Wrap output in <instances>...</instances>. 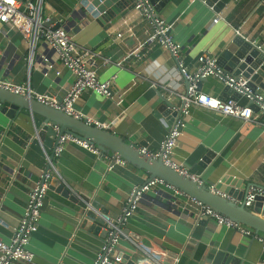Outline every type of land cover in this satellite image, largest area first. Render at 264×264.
Here are the masks:
<instances>
[{
	"label": "crops",
	"instance_id": "crops-1",
	"mask_svg": "<svg viewBox=\"0 0 264 264\" xmlns=\"http://www.w3.org/2000/svg\"><path fill=\"white\" fill-rule=\"evenodd\" d=\"M43 11L50 20L57 19L47 27L60 22L74 37L89 32L81 42L96 53L101 79L117 74L111 96L88 90L76 107L139 149L159 150L175 118L173 107H166L164 98L178 107L181 94L188 89L170 50L145 42L152 30L150 21L132 9L115 22L111 18L104 21L105 26L111 22L105 28L91 13H83L81 0H44ZM159 15L172 25L171 35L182 44V58L191 71L203 63L206 54L218 57L232 36H244L264 49L262 0H230L220 12L205 0H167ZM143 42V58H128ZM46 52V45L38 42L32 53L20 31L0 24V78L30 83L36 91L62 100L75 75L57 57L51 62L61 73L55 70L46 75L41 58ZM225 89L214 76L202 85L203 92L216 96L225 95ZM258 90L264 93L261 87ZM186 119L173 154L178 162L206 182L220 183L228 175L238 179L239 185L231 183L238 189V197L246 189L245 183L264 187V112H256L255 120L245 122L193 105ZM44 124V117L29 109L18 110L14 117L0 110V237L7 242L19 226L35 182L47 168L45 150L52 154L56 143L57 133L41 136ZM209 151L214 152L211 157ZM104 154L109 158L68 142L55 164L61 179L79 198L87 199L92 209L93 204L98 205V217L114 218L122 214L132 188L150 174L130 161L109 169L117 156ZM52 179L40 227L28 245L35 256L30 263L14 264H93L107 238L106 225L95 224L94 219L91 230L83 228L79 218L84 208L63 196ZM125 228L129 232L115 250V264H154L155 257L171 264H210L208 257L219 250L237 255L244 264H264V247L257 238L219 225L202 215L191 197L162 185L144 195Z\"/></svg>",
	"mask_w": 264,
	"mask_h": 264
},
{
	"label": "built area",
	"instance_id": "built-area-1",
	"mask_svg": "<svg viewBox=\"0 0 264 264\" xmlns=\"http://www.w3.org/2000/svg\"><path fill=\"white\" fill-rule=\"evenodd\" d=\"M43 5L44 0H0V24H8L13 29L20 31L27 39L32 53L38 42L46 45L48 52L43 53L41 56L43 64L46 65V75L56 70L51 60L53 61V57H57L64 66L72 71L75 75V81L67 90L62 100L36 91L30 83L17 84L0 78V87L16 94L34 98L55 109H61L74 118L86 119L90 124L107 129L108 125L93 116L83 113L76 107V103L81 95L88 90L95 91L106 97L111 96L117 74L108 79H101L96 68V53L90 48L78 44L74 39V34L64 26L61 25L55 29L47 27L46 23L50 21V18L44 14ZM134 10L145 16L152 25V30L145 42H155L168 48L177 61L180 77L187 79L191 83L190 88L180 96L182 100L181 105L172 109L173 112L177 110H181V112L168 125V132L161 143L160 149L152 151L148 150L147 147H143L141 148V152L153 158L161 156L164 163L175 169L178 173L200 180V178L190 172L187 166L178 162L173 157L175 147L186 125V118L190 115L191 107L193 105L204 106L224 115L249 122L256 118V111H254L251 101H255L259 105L258 115L259 112H264V93L259 90L256 92L249 85L248 78L243 75H235L219 66L216 56H208L206 61L201 63L196 70L191 71L182 58V44L171 35L172 25L156 13L150 0H135ZM215 21H218V18H215ZM236 32H240L239 29H236ZM122 35V33L119 34V36ZM145 42L133 49L128 54V58L141 60L144 55L142 48ZM32 61L33 54L30 56V64H32ZM119 64L121 65L122 63L119 62ZM56 73L60 74L61 72L56 70ZM211 76L216 77L225 86L232 88L237 97L232 95L228 98H222V96H216L199 90L197 88L198 81ZM3 106L4 103L0 100V110H2ZM53 127L56 131H60L58 125H54ZM68 142L78 144L99 157L106 155L101 149L88 141L69 133L58 134L52 154L45 150L47 168L43 170L40 179L35 182L29 194L25 211L15 234L9 242L0 237V264H14L18 261L32 262L35 254L28 245L32 235L40 227L42 208L50 188V181L54 176L59 175L55 158L62 154ZM105 157L109 158L107 155ZM111 160L112 163L108 166L109 169L114 168L116 164L127 163L126 159L119 156ZM161 185L174 190L176 193H181L179 189L160 177L149 178L144 183L134 186L123 207L122 214L117 218L106 220L107 238L98 251L93 264H115L112 257L120 243L122 235L126 236L124 227L139 209V204L144 195L149 190L158 188ZM258 194H264V189L251 187L244 200L245 205L248 207L253 206ZM192 199L196 201L202 215L214 218L219 225L237 228L246 235L254 236L264 247V236L255 233L252 228L239 224L204 205L202 202L194 198ZM153 259L154 264H165V259L163 258L159 259L155 257Z\"/></svg>",
	"mask_w": 264,
	"mask_h": 264
},
{
	"label": "water",
	"instance_id": "water-1",
	"mask_svg": "<svg viewBox=\"0 0 264 264\" xmlns=\"http://www.w3.org/2000/svg\"><path fill=\"white\" fill-rule=\"evenodd\" d=\"M229 1L230 0H205L216 12H220ZM150 2L154 6L156 13L159 14L167 0H150ZM98 4L99 9L96 7ZM134 7L135 0H81V9L83 13L85 15L91 13L95 18L94 21L102 23V27L105 28H108L110 26L108 24L111 22L105 26L104 21L108 22L110 21L109 18H111L112 22H115L125 16L130 10L134 9ZM56 20L57 19L53 18L47 22L46 25L49 26ZM94 25L95 23L93 26ZM59 26H61L60 22L56 24L54 29ZM87 34H89V32L84 30L80 36L76 35L74 39L80 42V45H83L81 41L85 38L84 36H88ZM208 56H210V54H206L205 57H203V62L206 61ZM217 63L228 72L235 75H243L248 78L249 85L256 92L259 87L264 89V49L256 43L249 41L244 36H232L220 51L217 57ZM206 80L207 78L198 81L197 88L199 90H202V85ZM185 81L187 89H189L191 83L187 79H185ZM226 87L225 95H223L222 98L230 97V93L234 97H237L232 88ZM0 100L4 103L2 110L12 117L15 116L18 110L23 109H29L32 113L42 115L45 123L43 130L40 132L42 137L44 133L47 132L57 133V136L60 133L72 134L75 137L97 146L105 153L115 154L116 156L144 168L150 174L149 178L160 177L164 179L166 182L179 189L181 193L202 202L204 205L241 225L252 228L255 233H264V194H258L251 207L246 206L244 203L250 188L256 187L255 185L250 186L245 183L247 191L245 189L243 194L238 197V189L232 187L231 183L239 185L240 181L230 175L224 177L220 183L216 184L188 177L178 173L175 169L165 164L161 156L159 158L150 157L142 153L141 148L139 149L135 143L125 141L121 136L109 129L90 124L86 119L74 118L61 109H55L34 98L16 94L1 87ZM164 102L166 103V107H177L176 104L168 101L166 98H164ZM251 105L254 111H259V105L255 101H251ZM180 112L181 110L174 111L172 116L176 117ZM49 124H51L52 127L49 126ZM54 125L60 127L59 132L53 129ZM213 154V151L208 152L209 157ZM206 160H208V157H206ZM52 183L56 184L58 191H60L63 196L67 198L70 197L84 208L85 211L80 213L82 218H79L83 228L91 230L94 226L91 222L94 221V219L96 220L94 221L95 224L97 221L103 224L110 218L105 216L98 217L95 213V208H97L98 205L93 204L91 206L94 210L90 208L89 204H87L89 201L85 198V200L79 198L72 188L61 179V176H54ZM259 188L264 189V187ZM48 199L49 197L46 196L43 207ZM117 217L118 215L114 218ZM106 232L108 233V230H106ZM124 232L128 233L129 229L125 228ZM122 237H124V235H122ZM208 260L210 264H244L243 260L237 255L222 250L217 251L214 256H209ZM165 264L171 263L165 261Z\"/></svg>",
	"mask_w": 264,
	"mask_h": 264
}]
</instances>
